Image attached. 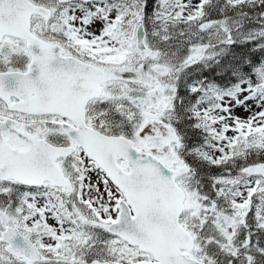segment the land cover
<instances>
[{"label": "snow or ice", "instance_id": "1", "mask_svg": "<svg viewBox=\"0 0 264 264\" xmlns=\"http://www.w3.org/2000/svg\"><path fill=\"white\" fill-rule=\"evenodd\" d=\"M0 264H264V0H0Z\"/></svg>", "mask_w": 264, "mask_h": 264}]
</instances>
